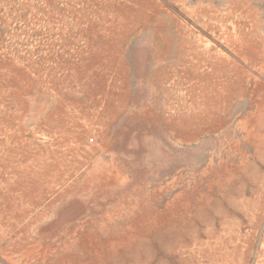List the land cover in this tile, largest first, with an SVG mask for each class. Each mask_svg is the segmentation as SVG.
Listing matches in <instances>:
<instances>
[{"label": "rangeland", "instance_id": "obj_1", "mask_svg": "<svg viewBox=\"0 0 264 264\" xmlns=\"http://www.w3.org/2000/svg\"><path fill=\"white\" fill-rule=\"evenodd\" d=\"M0 264H264V0H0Z\"/></svg>", "mask_w": 264, "mask_h": 264}]
</instances>
